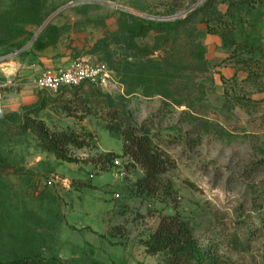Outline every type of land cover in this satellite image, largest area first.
Returning a JSON list of instances; mask_svg holds the SVG:
<instances>
[{
	"label": "rangeland",
	"instance_id": "1",
	"mask_svg": "<svg viewBox=\"0 0 264 264\" xmlns=\"http://www.w3.org/2000/svg\"><path fill=\"white\" fill-rule=\"evenodd\" d=\"M30 1L32 10L24 12ZM206 1L0 0V58L23 43L32 44L30 49L53 47L60 62L81 59L110 68L106 49L117 50L123 29L183 18ZM234 1L215 0L206 7L224 25L196 18L212 67V80H199L207 93L200 109L188 111L141 90L126 95L114 71L103 86L85 83L56 95L31 86L37 99L21 108L9 110L2 99V114L22 116L36 107L32 115L50 129L90 131L94 137L88 148L72 150L80 163L58 160L31 136L0 137V255L163 264V254L146 253L142 242L161 216L178 214L230 264H264L259 220L264 216V0ZM152 38L148 33L137 42L151 44ZM109 105L121 107L168 153L173 166L164 179L171 182V193L141 195L136 181L142 170L125 157L106 170L90 162L99 153H122V140L105 129ZM241 221L248 225L244 237L259 227L244 251L226 243Z\"/></svg>",
	"mask_w": 264,
	"mask_h": 264
},
{
	"label": "trees",
	"instance_id": "2",
	"mask_svg": "<svg viewBox=\"0 0 264 264\" xmlns=\"http://www.w3.org/2000/svg\"><path fill=\"white\" fill-rule=\"evenodd\" d=\"M214 1L207 0L201 8L186 13L183 18L159 23H141L135 29H123V36L115 42L117 50L112 51L107 47L106 60L110 64V70L117 73L126 95L141 90L145 96L159 95L168 104L185 106L188 111L201 108L207 93L203 92L199 80L211 81L212 67L206 59L205 46L199 39L196 18L198 16L199 22L205 24L214 19L219 20V26L224 25L218 15L214 16L213 12L206 9ZM229 1L232 5L235 3L234 0ZM32 5L34 3L30 1L24 6V12L31 11ZM48 29L46 28L38 38ZM148 33H153L151 44L137 42L146 38ZM221 37L226 39L227 31L221 33ZM23 46V43H19L17 48L10 52H15ZM35 108L24 110L22 116L16 113H0V137L5 135L13 139L31 136L41 150L54 155L58 160L82 162L72 154V150L88 148L90 140L94 137L93 133H79L74 129L52 130L44 121L32 115L36 113ZM10 116L19 117V121H9ZM105 129L110 136L122 140V153H99L90 158L91 163L106 170L109 166L116 167L115 161L125 157L130 164L142 170V176L136 181L137 190L141 195L171 193V182L166 181L164 175L173 166V161L151 135L134 124L121 107L111 105L106 111ZM259 220L260 226H264V216L259 217ZM247 226L245 221H241L239 227L227 236L226 243L230 248L245 250L247 239L252 236L253 230L259 228L254 227L247 234L248 237H244L243 231L247 230ZM142 243L146 253L163 254V264H230L227 257L219 253L213 241L209 245L201 242L190 223L178 214L161 216L156 228ZM90 263L96 264L94 261ZM0 264L86 263L77 260L64 261L55 255L45 259L37 253H28L0 255Z\"/></svg>",
	"mask_w": 264,
	"mask_h": 264
},
{
	"label": "crops",
	"instance_id": "3",
	"mask_svg": "<svg viewBox=\"0 0 264 264\" xmlns=\"http://www.w3.org/2000/svg\"><path fill=\"white\" fill-rule=\"evenodd\" d=\"M31 47L32 44L24 46L16 50V54L10 52L0 58V103L5 99L9 110L35 102L37 98L31 86L36 88L35 79L41 73L70 63L56 59L53 47Z\"/></svg>",
	"mask_w": 264,
	"mask_h": 264
},
{
	"label": "built area",
	"instance_id": "4",
	"mask_svg": "<svg viewBox=\"0 0 264 264\" xmlns=\"http://www.w3.org/2000/svg\"><path fill=\"white\" fill-rule=\"evenodd\" d=\"M111 73L112 71L105 63L76 59L67 66L44 71L35 80V86L56 95L65 89L85 83L103 86L111 78ZM115 164L118 165V161H115ZM52 182L53 180L48 181L49 184Z\"/></svg>",
	"mask_w": 264,
	"mask_h": 264
},
{
	"label": "water",
	"instance_id": "5",
	"mask_svg": "<svg viewBox=\"0 0 264 264\" xmlns=\"http://www.w3.org/2000/svg\"><path fill=\"white\" fill-rule=\"evenodd\" d=\"M57 15V13L56 14H54L52 17H50L47 21H46V23L42 26V28L40 29V31L39 32H41V31H43L45 28H46V26L55 18V16Z\"/></svg>",
	"mask_w": 264,
	"mask_h": 264
}]
</instances>
